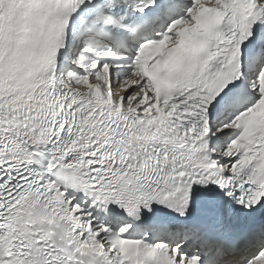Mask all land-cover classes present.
<instances>
[{
	"label": "snow or ice",
	"instance_id": "1",
	"mask_svg": "<svg viewBox=\"0 0 264 264\" xmlns=\"http://www.w3.org/2000/svg\"><path fill=\"white\" fill-rule=\"evenodd\" d=\"M0 264H264V0H0Z\"/></svg>",
	"mask_w": 264,
	"mask_h": 264
}]
</instances>
